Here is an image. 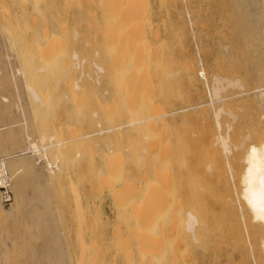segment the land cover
Instances as JSON below:
<instances>
[{"label": "rangeland", "instance_id": "rangeland-1", "mask_svg": "<svg viewBox=\"0 0 264 264\" xmlns=\"http://www.w3.org/2000/svg\"><path fill=\"white\" fill-rule=\"evenodd\" d=\"M231 1H116V5L121 2L116 8L119 12L117 24L111 21L108 7L104 9L108 8L110 13L102 10L99 0H0V159L6 160L12 192L8 204L0 202V264H77L78 243L81 242L78 236L80 238L81 234L80 240L83 239L86 245L94 241L92 249L86 247L84 254L93 253L95 261L101 262L99 264H123L125 256L121 247L126 239L130 253L134 250L129 264H136L139 256L135 252L136 238L132 239L136 236L132 229H136L133 228L135 221L130 204L137 203L139 198L143 200L153 185L165 193L152 188L156 194L153 191L149 194L156 200L159 194L169 203L184 190V197L204 200L212 211L204 217L205 229L201 228L200 231L204 229L201 233L198 230L202 236H197L200 240L188 241L187 231L182 230L181 225V228L171 226L173 216L167 204V214L159 216L160 220L154 217L155 226L152 225L150 235L155 241L149 236L153 242L148 240V246L150 251L154 249L153 253L158 251L156 238H162L160 252L153 255L152 264H264V248L260 241L264 229L260 230L257 223L252 222L240 196L245 149L264 137V106L260 105L264 102V95H260L261 88L264 89V0H252L242 6H235ZM123 4L126 7L122 8ZM128 8L131 16H124ZM229 16L233 18L229 19ZM127 18L132 22L128 24ZM175 19L180 21V26ZM233 19L242 22L238 35L233 34ZM192 22H197V26ZM41 35L44 36L41 38ZM116 56L118 61L121 60L120 66L113 62L117 61ZM185 59L191 60V67L193 65L189 75L186 74L187 79H194H191L193 83L184 76L186 71L183 72L182 63H186ZM133 67L135 69L131 71ZM123 69L125 80H134L139 86V90L138 86L135 87L132 97L123 92V86L116 82L113 74ZM142 74L145 75L143 78ZM213 75L220 83L217 98L211 95ZM140 77L145 78L144 81ZM109 78L111 81L115 78L116 83L112 84ZM32 91L39 95L37 100ZM94 96L98 99L93 101ZM106 100L109 101L107 106L103 103ZM100 101L103 105L101 103L99 107ZM82 103L84 105H78ZM112 103L120 105L114 107ZM107 107L110 112L105 110ZM115 108L123 110L118 112L119 116L116 111L113 113L117 115H112ZM126 109L128 119L123 117ZM152 109L156 114L150 112ZM132 114L137 118L132 120ZM130 122L133 126L127 124ZM145 124L150 133L144 129ZM221 137L228 151L223 150ZM160 140L162 144L167 141L168 145H158ZM29 142H34L38 150L32 151ZM42 146L46 148L42 149ZM161 151L165 154L162 155ZM107 154L115 160L108 159ZM110 161L117 163L116 166H111ZM94 163H98L97 166ZM158 172L161 175L153 176ZM162 173L171 175V178L166 177L169 185L162 182L166 176ZM145 177H150L147 181L150 184L146 183ZM102 178L106 185L100 182ZM142 180L145 181L143 190ZM214 192L216 195L212 194ZM219 196H228L232 211L220 208ZM127 199L131 201L130 206L123 209L121 203ZM185 208L187 210L188 205ZM182 214L185 216L184 212ZM175 248L177 252L173 261L171 252Z\"/></svg>", "mask_w": 264, "mask_h": 264}, {"label": "bare ground", "instance_id": "bare-ground-1", "mask_svg": "<svg viewBox=\"0 0 264 264\" xmlns=\"http://www.w3.org/2000/svg\"><path fill=\"white\" fill-rule=\"evenodd\" d=\"M90 1V0H89ZM96 1H98V0H96ZM100 2H99V4H101L102 3V5H103V9L102 10H105L106 11V13H110V12H108L107 10H108V8H109V11H111V14H110V18L112 19L111 21H113V23L115 22V23H117L118 22V20H119V12H117V9L116 8H118V4L119 3H121V2H118V4L116 5V1H121V0H99ZM175 1H177V0H175ZM195 1V0H194ZM94 2V1H93ZM127 2V1H126ZM125 2V3H126ZM188 2V1H187ZM189 2H191V1H189ZM207 2H208V0H207ZM212 2V1H211ZM210 2V3H211ZM218 2V1H217ZM252 2V0H232L231 1V4H233V5H235V6H242V5H245V4H248V3H251ZM256 2V1H255ZM96 3V2H95ZM98 3V2H97ZM124 3V4H125ZM178 3H180V2H178ZM262 3H264V2H262ZM123 4V6H121L122 8L123 7H126V5H127V3H126V5H124ZM190 4H192V3H190ZM197 4V3H196ZM199 4H201V3H199ZM213 4V3H212ZM255 4V3H254ZM254 4H252V6L254 5ZM95 5H97V4H95ZM101 5V6H102ZM175 5H176V2H175ZM220 5V4H219ZM256 6H257V4H255ZM105 6L106 7H108L107 9H104L105 8ZM191 6V5H190ZM190 6H188L189 8H190ZM218 6V5H217ZM84 7H86V6H84ZM91 7V6H90ZM96 7V6H95ZM178 7V6H177ZM180 7V6H179ZM182 7V6H181ZM249 7H251V6H249ZM129 8H130V6H129ZM128 8V9H129ZM207 8V7H206ZM247 8V7H246ZM85 10H86V8H84ZM91 9V8H90ZM89 9V10H90ZM93 9V8H92ZM91 9V10H92ZM114 9H116V10H114ZM131 9V8H130ZM130 9H129V11H127V13L125 12L124 13V16H125V14H128V15H130L131 16V11H130ZM245 9V8H244ZM248 9H250V8H248ZM84 10V11H85ZM88 10V9H87ZM123 10V12H124V9H122ZM182 10V9H181ZM181 10H180V12H181ZM194 10V9H193ZM209 10V9H208ZM120 11V10H119ZM87 12H89V11H87ZM86 12V13H87ZM91 12V11H90ZM177 12V11H176ZM175 12V13H176ZM187 12V11H186ZM244 12V11H243ZM243 12H242V16H243ZM92 13V12H91ZM213 13V12H212ZM185 14H187V13H185ZM196 14V13H195ZM90 15V14H89ZM120 15H122V13L120 14ZM188 15V14H187ZM123 16V15H122ZM180 16V15H179ZM179 16H178V19H179ZM186 16V15H185ZM190 16V15H189ZM198 16V15H197ZM213 16H215V15H213ZM86 18H88V15H87V17ZM90 18H92V15H91V17L89 16V19ZM177 18V17H176ZM231 18H233L232 16H229V19H231ZM123 20H124V18H122ZM128 19L129 18H127V21H128ZM178 19H175V21L177 20V21H179V20H181V17H180V19L178 20ZM200 19V18H199ZM212 19V18H211ZM126 20V19H125ZM183 20V19H182ZM185 20H186V18H185ZM189 20V19H188ZM121 21V20H120ZM119 21V22H120ZM176 21V22H177ZM233 25L231 26V27H235V33L233 32V34H239L240 33V30H241V28H242V22L240 23V20L239 19H233ZM88 22V21H87ZM89 22H90V20H89ZM130 22H132V21H130ZM129 21H128V24L130 23ZM180 23V21L178 22V24ZM193 23V22H192ZM195 23V22H194ZM193 23V24H194ZM197 23V22H196ZM195 23V24H196ZM85 24H88V23H85ZM90 24V23H89ZM118 24V23H117ZM122 24V23H121ZM127 24V23H126ZM199 24V23H198ZM116 25V24H115ZM175 25H176V23H175ZM117 26V25H116ZM179 26H180V24H179ZM182 26V25H181ZM184 26V25H183ZM196 26H197V24H196ZM195 26V27H196ZM111 28V27H110ZM178 28V27H177ZM176 28V29H177ZM182 28V27H181ZM181 28L179 29V33H180V31H181ZM126 29V28H125ZM124 29V30H125ZM183 29V28H182ZM109 30V29H108ZM119 30V29H118ZM194 30V29H193ZM232 30V29H231ZM112 31H113V29H112ZM111 31V36L113 35V32ZM125 32H127V30H125ZM194 32V31H193ZM197 32V31H196ZM44 33V32H43ZM120 33H122V32H120ZM178 33V34H179ZM117 34V33H116ZM124 35H125V33H123ZM177 34V35H178ZM182 34V33H181ZM46 35H47V32H46ZM49 35V34H48ZM42 36H44V35H41V38H42ZM51 36V35H50ZM50 36H49V38H50ZM53 36V35H52ZM52 36H51V38H52ZM117 36V35H116ZM126 36V35H125ZM182 36V35H181ZM225 37V36H224ZM44 38V37H43ZM45 39V38H44ZM237 40V39H236ZM46 41H47V39H46ZM119 41H121V40H119ZM232 42V41H231ZM125 43V42H124ZM91 45H92V43H91ZM122 45V44H121ZM129 45V44H128ZM237 45V44H236ZM47 46V45H46ZM51 46V45H50ZM105 46V45H104ZM118 46H120L119 44H118ZM49 47V46H48ZM51 47H56V45L55 46H51ZM127 47V46H126ZM113 48V47H112ZM112 48H111V50H112ZM120 48V47H119ZM122 49V48H121ZM49 50V49H48ZM54 50V49H53ZM108 50V49H107ZM122 50H124V48L122 49ZM121 50V51H122ZM126 50V49H125ZM140 52V51H139ZM106 53H107V51H106ZM124 53V52H123ZM183 54H184V52H182ZM57 54H59V53H57ZM56 53H55V55H57ZM90 54V53H89ZM61 55V54H60ZM117 55H119V53L117 54ZM136 55L138 56V53H136ZM136 55H135V58H137L136 57ZM57 56H59V55H57ZM108 56V55H107ZM181 57H182V54L180 55ZM55 57V56H54ZM69 57V56H68ZM108 57H110V56H108ZM117 57V56H116ZM116 57H114V58H116ZM124 57V56H123ZM53 58V57H52ZM61 59V58H60ZM69 59V58H68ZM101 59H102V57H101ZM112 59V58H111ZM117 59V61H114L113 60V62H120L121 60H119L118 61V57L116 58ZM154 59H155V57H154ZM179 59V58H178ZM184 59V58H183ZM189 59V58H188ZM188 59H185L186 60V63L184 62V63H182V65H183V72H185L186 71V73H185V77H186V74L188 73V75H189V71L191 70L190 68H192L193 67V65H192V67H191V64H190V61L191 60H188ZM48 60V59H47ZM50 60H52L51 58H50ZM158 60V59H157ZM156 60V61H157ZM180 60V59H179ZM187 60H188V62H187ZM63 61V60H62ZM86 61V60H85ZM111 61V60H110ZM123 61V60H122ZM155 61V60H154ZM47 63H48V61H46ZM46 62H44V63H46ZM55 62H57V60L55 61ZM103 62V61H102ZM68 63V62H67ZM104 63L106 64L107 62H105L104 61ZM118 63H116V64H118ZM123 63V62H122ZM121 63V64H122ZM139 63H143V62H139ZM138 63V64H139ZM156 63V62H155ZM49 64V63H48ZM51 64V63H50ZM49 64V65H50ZM104 64V65H105ZM127 64V63H126ZM137 64V65H138ZM156 64H158V63H156ZM193 64V63H192ZM48 65V66H49ZM54 65H56V63L54 64ZM107 65V64H106ZM106 65H105V67H106ZM134 65H135V63H134ZM140 65V64H139ZM108 66H109V64H108ZM119 66H120V63H119ZM52 67V66H51ZM55 67V66H54ZM65 67V66H64ZM114 67V66H113ZM57 68L58 67H56V70H57ZM128 67L126 66V69H127ZM67 69V68H66ZM104 69V68H103ZM125 69V70H126ZM135 69V67H133V69H130L131 71L132 70H134ZM137 69V68H136ZM146 69V68H145ZM55 70V69H54ZM70 70V69H69ZM105 70V69H104ZM103 70V71H104ZM110 71H111V69H109ZM138 70V69H137ZM144 70V69H143ZM113 71H114V69H113ZM124 69L123 70H117V71H115L113 74H114V76H115V78H116V82H118V83H120V85H122L123 87H122V89H123V92L125 93L126 92V94L127 95H129V96H133V94H135V87L136 86H138L137 85V83H135V81L134 80H132V81H130V82H128V79L127 80H125V78H124V75L126 74H124ZM136 71V70H135ZM134 71V72H135ZM147 71V70H146ZM149 71V70H148ZM196 71V70H195ZM202 71H203V69H202ZM105 72H107V71H104V73ZM180 72H182V71H180ZM199 72V71H198ZM70 73H72V72H70ZM112 73V72H111ZM203 73V72H202ZM137 75H140V74H138V73H136ZM143 74H144V72H143ZM142 74V78H143V76H145V75H143ZM146 74V73H145ZM151 74H153V73H151ZM199 74V73H198ZM67 75V74H66ZM69 75V74H68ZM74 75V74H73ZM72 75V76H73ZM109 75V74H108ZM108 75H103L102 77H105V78H107V77H110V76H108ZM193 75V74H192ZM203 75V74H202ZM127 76V75H126ZM74 77V76H73ZM112 77V76H111ZM131 77V76H130ZM129 77V78H130ZM149 77V76H148ZM191 77V76H190ZM75 78V77H74ZM113 78V77H112ZM112 78L110 79H108L109 81H111L112 80ZM114 78V79H115ZM133 78V77H132ZM131 78V79H132ZM141 78V77H140ZM140 79V80H143L144 81V79ZM151 78H152V76H151ZM188 78V76L186 77V79ZM213 78H214V80H213V83L211 84L212 85V87H211V95L213 96V97H215V98H217L218 97V94H219V88H220V83H219V79L217 78V77H215L214 75H213ZM212 78V79H213ZM73 79V78H72ZM114 79H113V81H111V83L113 84V82H115L114 81ZM138 79H139V77H138ZM191 79H193V78H191ZM191 79H187V80H190L191 81ZM235 79V78H234ZM85 80V79H84ZM108 80H106V81H108ZM140 80H138L139 82H140ZM149 80V79H148ZM194 80V79H193ZM192 80V81H193ZM104 81H105V79H104ZM143 81H141V83H140V85L142 84V82ZM190 82V83H193V82ZM115 82V83H116ZM156 82H158V81H156ZM195 82L197 83V80H195ZM108 84H110L109 82H107ZM63 84H64V82H63ZM83 84V83H82ZM153 84V88H154V82L152 83ZM238 84V83H237ZM84 85V84H83ZM119 85V86H120ZM158 85V84H157ZM69 86V85H68ZM67 86V87H68ZM78 86V85H77ZM116 86H117V84H116ZM115 86V87H116ZM141 86H143V84L141 85ZM75 87L76 86H73V88L75 89ZM110 87V86H109ZM111 87H112V85H111ZM251 87V86H250ZM31 88V87H30ZM30 88H28V89H30ZM85 88V87H84ZM117 88H119V89H121V87H117ZM138 90H139V86L138 87H136ZM156 88V87H155ZM157 88H159V86L157 87ZM76 89H77V87H76ZM141 89V88H140ZM143 89V88H142ZM32 90V89H31ZM79 90V89H78ZM84 90V89H83ZM110 90V89H109ZM114 90V89H113ZM160 89H158L157 90V92H160L159 91ZM261 90H262V92H261V94L260 95H264V89H262L261 88ZM111 91H112V89H111ZM148 91H150V89L148 90ZM152 91V90H151ZM179 91H181V90H179ZM197 91V90H196ZM31 92V91H30ZM73 92H75V91H73ZM84 92V91H83ZM113 92V91H112ZM116 92V91H115ZM118 92V91H117ZM195 92V91H194ZM32 93H33V91H32ZM66 93V92H65ZM68 93V92H67ZM66 93V94H67ZM94 93V92H93ZM120 93V92H119ZM146 93H148V92H146ZM69 94H70V92H69ZM69 94H68V96H69ZM74 94V93H73ZM73 94H72V96H73ZM77 94V93H76ZM76 94H74L75 96H77ZM80 94H82V93H80ZM112 94V93H111ZM117 95V93L115 94V96ZM144 95V94H143ZM33 97H35L36 98V100H37V96H39V95H36V94H34L33 93V95H32ZM84 96V95H83ZM113 96H114V94H113ZM131 96V97H132ZM135 96V95H134ZM145 96V95H144ZM163 96V95H162ZM95 97L96 96H94V99H93V101L94 100H97L98 98H96L95 99ZM121 96H119V98H120ZM141 97H142V95H141ZM153 97V96H152ZM152 97H151V99H152ZM159 97V96H158ZM259 97V96H258ZM210 98V97H209ZM70 99V98H69ZM79 99V98H78ZM115 99V98H114ZM121 99V98H120ZM145 99V98H144ZM154 99V98H153ZM81 100V99H80ZM127 100H130V99H127ZM132 100H133V98H132ZM141 99H139V101H140ZM145 100H147V98L145 99ZM220 100V99H219ZM262 100H264V99H262ZM79 101V100H78ZM99 101V100H98ZM107 102H105V101H103V103H105V106H107L106 105V103L107 104H109V101L108 100H106ZM112 101H113V99H112ZM126 102V100H123V102ZM158 101V100H157ZM70 102V101H69ZM73 102V101H72ZM114 102V101H113ZM119 102V101H118ZM130 102V105H133V103L131 104V100L129 101ZM134 102V101H133ZM150 102V101H149ZM160 102V101H159ZM78 103V102H77ZM84 103V102H83ZM78 104V105H84V104ZM98 103V102H97ZM100 103V104H99ZM98 104H99V107H100V105H101V101L99 102ZM103 103H102V105H103ZM213 103V102H212ZM74 104V103H73ZM76 104V103H75ZM93 104H94V102H93ZM115 104V103H114ZM135 104V103H134ZM148 104V103H147ZM162 104H163V101H162ZM95 105H96V103H95ZM112 105H113V103H112ZM111 105V106H112ZM116 106L117 105H120L119 103L118 104H115ZM115 105H113L114 107H116ZM122 105V104H121ZM128 105V104H127ZM145 105V104H144ZM148 105H152V104H148ZM169 105H170V103H169ZM172 105V104H171ZM202 105V104H201ZM260 105H262V106H264V102H261V104ZM71 106V105H70ZM94 106V105H93ZM97 106V105H96ZM109 106V105H108ZM112 106V107H113ZM123 106V105H122ZM121 106V107H122ZM141 106H143L142 104H141ZM156 107L158 106V105H155ZM159 106H161V105H159ZM86 107V106H85ZM118 107V106H117ZM125 107V106H124ZM129 107V106H128ZM131 107V106H130ZM154 107V106H153ZM196 107H197V105H196ZM81 108V107H80ZM79 108V109H80ZM97 107H95V109H96ZM125 108H127V107H125ZM143 108V107H142ZM141 107H140V109H142ZM157 108H161V107H157ZM262 108H264V107H262ZM79 109H77V110H79ZM113 109V108H112ZM122 109V108H121ZM137 109V108H136ZM169 109V108H168ZM97 110V112H98V108L96 109ZM105 110H108V107L107 108H105ZM109 111V110H108ZM117 112V114H118V112L119 113H122V111H120V110H118V108H117V110H116V108L114 109V111H112V115L114 114L115 115V113H113V112ZM144 111V110H143ZM142 111V112H143ZM156 111H158V110H155V112ZM163 111V110H162ZM100 113H101V111H99ZM110 112V111H109ZM141 112V113H142ZM151 113L153 112V109H152V111H150ZM159 112V111H158ZM157 112V113H158ZM160 112H161V110H160ZM168 112H169V110H168ZM100 113L98 114L99 116H100ZM130 113V112H129ZM132 113V112H131ZM140 113V114H141ZM172 114V116L174 115V113L173 112H171ZM110 114V113H109ZM116 114V115H117ZM124 115L126 114V115H128V112H127V109H126V112L125 113H123ZM123 114L122 115H120V116H123ZM140 114H139V119H140V117L142 118V116H140ZM152 114H156V113H152ZM162 114V113H161ZM111 115V116H112ZM113 115V116H114ZM115 115V116H116ZM126 115L125 116H123L124 118H127L126 117ZM136 115V114H135ZM145 115V114H144ZM159 115V114H158ZM256 115V114H255ZM258 115V114H257ZM262 115H264V114H262ZM109 116V115H108ZM118 116H119V114H118ZM129 116V115H128ZM132 116V117H131ZM137 116V115H136ZM101 117H103V115L101 116ZM130 117L132 118V120H134V119H136L137 117H135V118H133V114L132 115H130ZM130 117H129V120L131 121V119H130ZM157 117V116H156ZM159 117H161V116H159ZM103 118H105L106 119V117H103ZM120 118V117H119ZM163 118H166V117H163ZM174 118V117H173ZM128 119V118H127ZM148 119V118H147ZM151 118H149L148 120H150ZM175 119V118H174ZM107 120V119H106ZM120 120V119H119ZM128 120V121H129ZM146 120V119H145ZM148 120H147V122H148ZM167 120V119H166ZM171 121V120H170ZM123 122V121H122ZM136 122V121H135ZM138 122V121H137ZM141 122V121H140ZM151 122V121H150ZM155 122V121H154ZM154 122H152L151 123V126H152V124L154 123ZM159 122V121H158ZM120 123V122H119ZM156 123V122H155ZM173 123V122H172ZM176 123V122H175ZM206 123V122H205ZM115 124V123H114ZM117 124V123H116ZM115 124V125H116ZM121 124V123H120ZM119 124V125H120ZM126 124V123H125ZM128 125L129 124H131V122L130 123H127ZM135 124V126H137L136 125V123H134ZM138 124V123H137ZM158 124V123H157ZM163 124V123H162ZM166 124V123H165ZM165 124H163V125H165ZM196 124V123H195ZM98 125V124H97ZM106 125V124H105ZM132 125V124H131ZM146 125L147 124H145V128L143 127V126H141V128L143 127L144 129H146V131H148L149 132V130H147V128L148 127H146ZM150 125V124H149ZM161 125V124H160ZM122 126H123V124H122ZM121 126V127H122ZM125 126V125H124ZM133 126V125H132ZM132 126H130V127H132ZM162 126V125H161ZM160 126V127H161ZM94 127V126H93ZM128 127V126H127ZM115 129H116V126L114 127ZM138 128V126L136 127V129ZM209 128V127H208ZM104 129V128H103ZM107 129V128H106ZM126 129V128H125ZM151 129V128H150ZM166 129V128H165ZM179 129H181V128H179ZM179 129H175V130H179ZM183 129V128H182ZM188 129V128H187ZM95 130V129H94ZM105 130V129H104ZM109 130V129H108ZM119 130V129H118ZM127 130V129H126ZM134 130V129H133ZM138 130V129H137ZM174 130V129H173ZM111 131V130H110ZM121 131V130H120ZM119 131V132H120ZM136 131V130H135ZM255 131V133L256 132H258V131H256V130H254ZM98 132V131H97ZM100 132V131H99ZM163 132H165V131H163ZM176 132V131H175ZM178 132V131H177ZM176 132V133H177ZM181 132V131H180ZM106 133V132H105ZM112 133V132H111ZM117 133H118V131H117ZM121 133V132H120ZM119 133V134H120ZM128 133H129V131H128ZM134 133V132H133ZM150 133V132H149ZM157 133V132H156ZM175 133V134H176ZM131 134V133H130ZM154 134V133H153ZM159 134V133H158ZM174 134V135H175ZM207 134V133H206ZM97 135V134H96ZM133 135V134H132ZM156 135V134H155ZM177 135V134H176ZM182 135V134H181ZM257 135V134H256ZM262 135V134H261ZM260 135V136H261ZM50 136V135H49ZM52 136V135H51ZM160 136V135H159ZM158 136V137H159ZM198 136H200V135H198ZM48 137V136H47ZM256 137V136H255ZM53 138V137H52ZM174 138V137H173ZM173 138H172V140H173ZM200 138V137H199ZM261 138V137H260ZM48 139H49V137H48ZM78 139V138H77ZM160 139V138H159ZM41 140V139H40ZM42 140H43V137H42ZM114 140V139H113ZM133 140V139H132ZM200 140V139H199ZM198 140V141H199ZM259 140V139H258ZM257 140V141H258ZM116 141H118V140H116ZM125 141V140H124ZM134 141H136V139L134 140ZM158 141V140H157ZM201 141V140H200ZM127 142V141H126ZM143 142V141H142ZM243 142V141H242ZM256 142V141H255ZM128 143V142H127ZM130 143V142H129ZM133 143V142H132ZM145 143V142H144ZM170 143V142H169ZM220 143H221V145H222V147H223V150H225L226 149V144H225V141H224V138L223 137H221L220 138ZM50 144V143H49ZM48 144V145H49ZM81 144V143H80ZM136 144V143H135ZM241 144V143H240ZM53 144H51V146H52ZM56 145V144H55ZM86 145H87V143H86ZM148 145H150V144H148ZM158 145H168L167 144V141H166V144L165 143H163L162 144V142H161V140H160V143L158 144ZM29 146L32 148V151L34 150H38V147L36 146V144L34 143V142H29ZM28 146V147H29ZM46 146V145H45ZM50 146V145H49ZM88 146V145H87ZM236 147H237V145H235ZM248 146V145H247ZM120 147H121V145H120ZM144 147H145V145H144ZM150 147V146H149ZM151 147H152V145H151ZM173 147H174V145H173ZM238 147H240V146H238ZM42 149H45L46 147H41ZM47 148H48V146H47ZM87 148V147H86ZM132 148V147H131ZM159 148V147H158ZM203 147H201V149H202ZM248 149H245L244 151H245V154H244V156H243V161H244V163H245V165H244V167H243V172H241V181H240V183H241V185H242V187H241V192H240V196L242 197V199H243V202H244V204H245V206L247 207V209H248V211H249V213H250V219L252 220V222H256L257 223V227L260 229V230H262V229H264V183H262V181H264V137H262L261 139H260V141L258 142V143H252V144H249V147H247ZM117 149H120V148H117ZM134 149V148H133ZM161 149V148H160ZM165 149H166V146H165ZM165 149H163V150H165ZM171 149V148H170ZM86 150V149H85ZM122 150V149H121ZM132 150V149H131ZM162 150V151H163ZM169 150V149H168ZM203 150V149H202ZM88 151V150H87ZM113 151V150H112ZM123 151H125V150H123ZM135 151H137V149L135 150ZM158 151V150H157ZM161 151V152H162ZM225 151H228V149L227 150H225ZM82 152V151H81ZM90 152V151H89ZM163 152H165V151H163ZM161 153L162 155L163 154H165V153ZM169 152H172V151H169ZM84 153V152H83ZM124 153V152H123ZM176 153V152H175ZM194 153H195V151H194ZM88 154V153H87ZM102 154V153H101ZM114 154V153H113ZM117 154V153H116ZM83 155V154H82ZM158 155V154H157ZM175 155V154H174ZM196 155H198V154H196ZM8 156V155H7ZM7 156H5L6 158H7ZM10 156V155H9ZM105 156H107L108 157V159H111V158H109V155L107 154V155H105ZM111 156H113V155H111ZM147 156V155H146ZM166 156V155H165ZM171 156V155H170ZM96 157V156H95ZM122 157V156H121ZM156 157V156H155ZM116 158V157H115ZM120 158V157H119ZM123 158V157H122ZM130 158V157H129ZM134 158H135V156H134ZM146 158V157H145ZM153 158V157H152ZM2 159H3V157H2ZM93 159H94V156H93ZM97 159V158H96ZM104 159V158H103ZM108 159H107V161H108ZM3 160H5V158L3 159ZM111 160H115V159H111ZM119 161H121V160H123V159H118ZM126 160V159H125ZM143 160V159H142ZM149 160V159H148ZM172 160H174V159H172ZM95 161H97V160H95ZM104 161V160H103ZM129 161V160H128ZM128 161H127V163H128ZM139 161V160H138ZM141 161V160H140ZM175 161V160H174ZM6 162V160L4 161V163ZM98 162V161H97ZM100 162V161H99ZM109 162V161H108ZM108 162H107V164H108ZM116 162V161H115ZM157 162V161H156ZM163 162H165V161H163ZM168 162V161H167ZM173 162V161H172ZM105 163V162H104ZM111 163H112V165H111ZM119 164H121L120 162H118ZM144 163V162H143ZM166 163V162H165ZM165 163H163L162 165H165ZM175 163V162H174ZM200 163H202V161L200 162ZM199 163V164H200ZM6 164V163H5ZM48 164V163H47ZM96 164H98V163H96ZM95 163H94V166L96 165ZM102 164V163H101ZM114 161H110V165L111 166H114ZM117 164V163H116ZM116 164H115V166H116ZM122 164H124V162L122 163ZM131 164V163H130ZM129 164V165H130ZM135 164V163H134ZM159 164V163H158ZM169 165L171 164L170 162L168 163ZM177 164V163H176ZM102 165H104V164H102ZM149 165V164H148ZM152 165V164H151ZM160 165V164H159ZM6 166H7V164H6ZM49 165H47V167H48ZM97 166V165H96ZM108 166H109V164H108ZM138 166V165H137ZM177 166V165H176ZM200 166H202V165H200ZM50 167V166H49ZM55 167V166H54ZM103 167V166H102ZM153 167V166H152ZM151 167V168H152ZM162 167V166H161ZM163 167H165V166H163ZM171 167V166H170ZM178 167V166H177ZM176 167V168H177ZM181 167V166H180ZM105 168V167H104ZM107 168V167H106ZM117 168V167H116ZM160 168V167H159ZM172 168V167H171ZM107 169H109V168H107ZM122 169V168H121ZM124 169V168H123ZM122 169V170H123ZM128 169V168H127ZM134 169V168H133ZM143 169V168H142ZM178 169V168H177ZM176 169V170H177ZM111 170V169H110ZM110 170H108V171H110ZM127 171V170H126ZM140 171V170H139ZM153 171H154V169H153ZM169 171H171V170H169ZM174 171V170H173ZM186 171V170H185ZM122 172V171H121ZM138 172V171H137ZM141 172H142V170H141ZM141 172H138V173H141ZM146 172H147V170H146ZM146 172H144V173H146ZM167 172V171H166ZM172 172V171H171ZM100 173V172H99ZM108 173H110V172H108ZM112 173V172H111ZM130 173V172H129ZM168 173V172H167ZM172 173H174V172H172ZM121 174H123V173H121ZM120 174V175H121ZM159 174L161 175V173H157V174H153V176L154 175H158L159 176ZM162 174H165V173H162ZM170 174V173H169ZM111 175V174H110ZM132 175H134L135 176V174H132ZM131 175V176H132ZM142 175H145V174H143L142 173ZM166 175V174H165ZM176 175V174H175ZM98 176H99V174H98ZM98 176L96 177L97 179H98ZM100 176H102V175H100ZM105 176H107V175H105ZM105 176H102L103 178H105ZM163 176V175H162ZM170 177L171 178V175H166V176H163V177H165V178H163V179H161V180H163L162 182H170V181H168V179L169 178H167L166 179V177ZM108 177V176H107ZM122 177V176H121ZM142 177V176H141ZM178 177V176H177ZM99 178H101V177H99ZM103 178L102 179H100V182H103L104 184H105V182L106 181H104L103 180ZM134 178H136V177H134ZM146 179H148V180H146L145 179V181H146V183H148L147 181H149V178H147V177H145ZM158 178V177H157ZM112 179V178H111ZM121 179V178H120ZM120 179L118 180V181H120ZM131 179H133V178H131ZM140 178H138V180H139ZM143 179V178H142ZM153 179H155V178H153ZM103 180V181H102ZM113 180V179H112ZM115 180V179H114ZM113 180V181H114ZM134 180V179H133ZM136 180V179H135ZM160 180V181H161ZM167 180V181H166ZM97 181V180H96ZM99 181V180H98ZM97 181V182H98ZM117 181V180H116ZM137 181V180H136ZM145 181H143L142 180V189L141 188H139V189H141V190H143V188H144V185L143 184H145ZM177 181V180H176ZM201 181V180H200ZM100 182H98V184H100ZM127 181H125V183H126ZM118 183V182H117ZM136 183H138V181L136 182ZM151 183V182H150ZM150 183H148V184H150ZM175 183V182H174ZM152 184H154V183H152ZM160 184V183H159ZM166 184H168V183H166ZM188 184H190V183H188ZM95 185H96V183H95ZM94 185V186H95ZM106 185V184H105ZM122 185V184H121ZM120 185V186H121ZM138 185V184H137ZM156 185V184H155ZM163 185H165V184H163ZM169 185V184H168ZM215 184H213V186H214ZM99 186V185H98ZM97 186V187H98ZM108 186V185H107ZM114 186V185H113ZM123 186V185H122ZM121 186V187H122ZM125 186H127V185H125ZM131 185L129 184V187H130ZM140 186V185H139ZM147 184H146V188H147ZM157 186V185H156ZM155 186V187H156ZM182 186V185H181ZM134 187V186H133ZM150 187V186H149ZM155 187H154V185H153V190H156V191H158L160 188L159 187H157L156 189H155ZM163 187V186H162ZM180 187V186H179ZM183 187V186H182ZM181 187V188H182ZM96 188V187H95ZM100 188V187H99ZM116 188H118V187H116ZM128 188V187H127ZM131 188V187H130ZM138 188H136V189H138ZM145 188V189H146ZM152 188H148V189H150L149 191H147V192H151V191H153V190H151ZM123 189H125L124 187H123ZM176 189H177V187H176ZM176 189H175V191H176ZM182 189H184V188H182ZM109 190V189H108ZM116 190V189H115ZM118 190V189H117ZM135 190V189H134ZM133 190V191H134ZM162 190V189H161ZM188 190V189H187ZM187 190H185V191H187ZM190 190V189H189ZM198 190V189H197ZM218 190V189H217ZM219 190H220V188H219ZM128 191V190H127ZM126 191V192H127ZM132 191V190H131ZM130 191V192H131ZM207 191V190H206ZM97 192V191H96ZM120 192H121V190H120ZM141 192H143V191H141ZM153 192H155V191H153ZM158 192H160V190L158 191ZM182 192V194H180L179 196L178 195H176V196H178V197H176V196H174V198H171V201H169V203H168V201L165 199V198H162V196H160L159 197V194L157 195V200L156 199H154V198H152L151 197V195L148 193V194H146L145 195V197H144V199L143 200H141V198H139V196H138V198L141 200H139L137 203L136 202H131L129 199H127V201H123L122 203H121V206L123 207V209L126 207V206H128L129 205V202H131V209H132V213H133V220L135 221V226H133V228L135 227V231L132 229V231L135 233L134 234V236H133V233H131L132 234V236L134 237V238H132V236H131V238L132 239H134L135 240V238H136V245H137V247H135V248H137L136 249V253H137V255L139 256V258H138V261L136 262V264H152V262L153 261H151V259H153L154 260V258H153V255H155L156 253L158 254L159 252H160V249H161V245H162V243H160V245H159V242H161V240H162V238H160V234H158L157 236H159V237H157L156 238V240L158 241L157 243H158V251L157 252H151V251H153V250H151L150 251V246H148V245H150V243H152L153 241H155V238L152 236V235H150L151 234V232H152V225L154 224L153 222H155V220L157 219V220H160V218H159V216H161L163 213H165V209H166V207L169 205V209L171 210V211H169L171 214H172V219L173 220H171V226L173 227V225L175 226H178V228H181V226H182V230H185V231H187V233L185 234L184 233V231H183V234H185V236L187 237H185L188 241H190L189 239H194L195 241H197L199 238H197V236L199 235V237H202L201 235H200V233L205 229V227L204 226H206L205 225V220H204V217L205 216H207L212 210V208H208V206H207V204L205 203V201L204 200H200V199H198V198H195V197H193V198H190L189 196H187V197H184L183 196V192H184V190L183 191H181ZM180 192V193H181ZM200 192V191H199ZM104 193V192H103ZM119 193V192H118ZM128 193V192H127ZM138 193V192H137ZM160 193H163L162 191L160 192ZM171 193V192H170ZM169 193V194H170ZM173 193V192H172ZM190 193V192H189ZM206 193V192H205ZM102 194V193H101ZM119 194H121L122 195V193H119ZM152 194V193H151ZM155 194H156V192H155ZM163 194H165V193H163ZM176 194V193H175ZM185 194H187V193H185ZM195 194V193H194ZM197 194H198V191H197ZM201 194V193H200ZM212 194H215V192L214 193H212ZM221 194V193H220ZM227 194V193H226ZM113 195V194H112ZM120 195V196H121ZM124 195H125V192H124ZM139 195H140V193H139ZM162 195V194H161ZM166 195H168L167 193H166ZM172 195V194H171ZM183 197H182V196ZM196 195V194H195ZM194 195V196H195ZM216 195V194H215ZM225 195V194H224ZM118 195H115V197H117ZM123 196V195H122ZM137 196V195H136ZM144 196V195H143ZM206 196H207V194H206ZM94 197V196H93ZM124 197V196H123ZM122 197V198H123ZM199 197H201V198H203L202 197V195H200ZM228 197V196H227ZM227 197L226 196H219L218 197V199H217V202L220 204V208H223V210L224 211H232L233 210V207L231 206V204H230V201L227 199ZM125 198V197H124ZM182 198H184V201L185 202H183V199ZM186 198H189V199H186ZM205 198V197H204ZM203 198V199H204ZM121 199V198H120ZM115 200V199H114ZM97 201V200H96ZM214 202V201H213ZM211 203V202H210ZM168 204V205H167ZM184 204H186V205H184ZM216 204V203H215ZM129 205V206H130ZM188 205V209L186 210V206ZM93 206H94V204H93ZM121 206H120V208H121ZM210 206V205H209ZM213 206V205H212ZM184 207V208H183ZM119 208V207H118ZM129 208V207H128ZM182 208H183V210H182ZM131 209H129L130 211H131ZM216 210H218L217 208H215ZM215 209H214V212H215ZM121 210H122V208H121ZM126 210H128L127 208H126ZM167 210V209H166ZM185 210V211H184ZM94 211V210H93ZM120 211V210H119ZM125 210H123L122 212H124ZM222 211V210H221ZM184 212V214H185V216H183V213ZM234 212V211H233ZM237 212V211H236ZM213 213V212H212ZM211 213V214H212ZM221 213V212H220ZM125 214V213H124ZM165 214H167V213H165ZM129 216V215H128ZM131 216V217H132ZM166 216V215H165ZM94 217V216H93ZM118 217V216H117ZM130 217V218H131ZM154 217H155V220H154ZM156 217H158V218H156ZM123 218V217H122ZM126 218V217H125ZM169 218V217H168ZM83 219V218H82ZM124 219V218H123ZM232 220V219H231ZM84 221H86V220H84ZM217 221V220H216ZM94 222V221H93ZM218 222V221H217ZM113 223V222H112ZM125 223H127V222H125ZM174 223V224H173ZM94 224V223H93ZM105 224V223H104ZM110 224V223H109ZM122 224H123V222H122ZM130 224H132V223H130ZM157 224V223H156ZM177 224H179V225H177ZM207 224V223H206ZM230 224V223H229ZM233 224V223H232ZM253 224V223H252ZM255 224V223H254ZM166 225V224H165ZM181 225V226H180ZM153 226H155V225H153ZM230 226V225H229ZM130 227V226H129ZM156 227H158L157 225H156ZM163 227H165V226H163ZM204 227V229H202V231H200L201 230V228H203ZM232 227V226H231ZM112 228V227H111ZM120 228V227H119ZM127 228H128V226H127ZM131 228H132V226H131ZM214 228V227H213ZM217 228V227H216ZM229 228V227H228ZM94 229V228H93ZM124 229V228H123ZM122 229V231H124ZM173 229V228H172ZM119 230V229H118ZM198 230H199V232H198ZM223 230V229H222ZM111 231V230H110ZM131 231V232H132ZM157 231H160V229L158 230L157 229ZM100 232V231H99ZM118 232V231H117ZM161 232V231H160ZM180 232H181V230H180ZM219 232V231H218ZM98 233V232H97ZM137 233V234H136ZM178 233H179V231H178ZM196 233H198V234H196ZM80 234V233H79ZM122 234V233H121ZM125 234V233H124ZM123 235V234H122ZM215 235V234H214ZM149 236H152V237H150V238H153L154 240L153 241H151V239L149 238ZM176 236H177V234H176ZM178 236H179V234H178ZM216 236V235H215ZM108 237L109 236H107V239H108ZM163 237V236H162ZM191 237V238H190ZM218 238H219V236H217ZM80 238H82V234H81V236H80ZM80 238H79V236H78V239H79V241H81V242H79L78 243V245L80 246V251H79V255H78V263L77 264H99V262H98V260H97V262L95 261V256L93 255V253H88L87 255H85L84 254V250L86 249L87 250V248L88 249H92V245H94V241H91L92 243H88L87 245H86V243H84L83 242V239H81L80 240ZM91 238V237H90ZM158 238H159V240H158ZM175 238V237H174ZM183 238H184V236H183ZM215 238V237H214ZM95 239V238H94ZM110 239V238H109ZM161 239V240H160ZM179 239V238H178ZM208 239V238H207ZM213 239V238H212ZM125 240V239H124ZM148 240H150L151 242L149 243L148 242ZM169 240V239H168ZM200 240V239H199ZM89 241V242H90ZM107 241V240H106ZM109 241V240H108ZM134 241V242H135ZM174 241V240H173ZM187 241V242H188ZM260 241H261V245H262V248H264V235H262L261 236V238H260ZM175 242V241H174ZM173 242V243H174ZM102 244V243H101ZM118 244H120V243H118ZM122 252L124 253V256H125V259H124V263L123 264H129V262H130V260H131V253L134 251H132L131 253H130V248L128 249V242H127V239H126V241L125 242H122ZM134 244V243H133ZM154 244V243H153ZM171 244H172V242H171ZM186 244V243H185ZM188 244H189V242H188ZM105 245V244H104ZM163 245H165V244H163ZM170 244L168 243V246H169ZM187 245V244H186ZM195 244H193V246H194ZM96 246V245H95ZM134 246V245H133ZM87 247V248H86ZM104 247V246H103ZM106 247V246H105ZM171 247H172V245H171ZM96 248V247H95ZM99 248V247H98ZM105 249V248H104ZM103 249V250H104ZM109 250V249H108ZM107 250V251H108ZM116 250V249H115ZM187 250V249H186ZM94 251H96V249L94 250ZM93 251V252H94ZM102 251V250H101ZM110 251V250H109ZM121 251V250H120ZM183 251H185V249H183ZM183 251H180V252H183ZM112 252V251H111ZM176 252H177V249L175 248V249H173L172 250V259H173V261H175L174 259H175V256H176ZM95 253V252H94ZM115 254V253H114ZM112 255V254H111ZM160 255H162V254H160ZM108 256V255H107ZM96 257H98V255H96ZM103 257V256H102ZM112 257V256H111ZM181 257V256H180ZM97 259V258H96ZM98 259H100V258H98ZM177 260H178V258H177ZM160 261V260H159ZM171 261V260H170ZM123 262V261H122ZM132 262V261H131ZM155 262H157V261H155ZM74 263H75V261H74ZM101 263V262H100ZM173 263V262H172ZM110 264V263H109ZM114 264V263H113ZM116 264V263H115ZM156 264V263H155ZM163 264H165V263H163ZM171 264V263H170ZM175 264H177V262L175 263Z\"/></svg>", "mask_w": 264, "mask_h": 264}, {"label": "built area", "instance_id": "built-area-1", "mask_svg": "<svg viewBox=\"0 0 264 264\" xmlns=\"http://www.w3.org/2000/svg\"><path fill=\"white\" fill-rule=\"evenodd\" d=\"M12 200L11 175L3 159H0V202L4 205Z\"/></svg>", "mask_w": 264, "mask_h": 264}, {"label": "snow or ice", "instance_id": "snow-or-ice-1", "mask_svg": "<svg viewBox=\"0 0 264 264\" xmlns=\"http://www.w3.org/2000/svg\"><path fill=\"white\" fill-rule=\"evenodd\" d=\"M262 183H264V181H262Z\"/></svg>", "mask_w": 264, "mask_h": 264}]
</instances>
